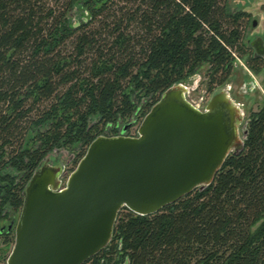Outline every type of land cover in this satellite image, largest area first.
Here are the masks:
<instances>
[{
  "label": "trees",
  "instance_id": "16d2710c",
  "mask_svg": "<svg viewBox=\"0 0 264 264\" xmlns=\"http://www.w3.org/2000/svg\"><path fill=\"white\" fill-rule=\"evenodd\" d=\"M250 17L228 0H0V224L54 152L79 164L200 71L210 94L238 59L260 73ZM245 131L211 186L155 215L124 208L86 264H264V106Z\"/></svg>",
  "mask_w": 264,
  "mask_h": 264
},
{
  "label": "water",
  "instance_id": "95a60500",
  "mask_svg": "<svg viewBox=\"0 0 264 264\" xmlns=\"http://www.w3.org/2000/svg\"><path fill=\"white\" fill-rule=\"evenodd\" d=\"M264 57V40L248 42ZM188 89H168L143 119L138 137L100 136L64 181L46 158L24 193L7 264H85L112 241L118 214L155 215L213 184L244 147V113L227 89L204 111Z\"/></svg>",
  "mask_w": 264,
  "mask_h": 264
},
{
  "label": "rangeland",
  "instance_id": "374dc122",
  "mask_svg": "<svg viewBox=\"0 0 264 264\" xmlns=\"http://www.w3.org/2000/svg\"><path fill=\"white\" fill-rule=\"evenodd\" d=\"M228 2L231 11H245L251 15L246 34L247 43L256 40L258 37L264 40V0H228ZM248 58L249 56L236 61L234 71L228 83L217 91L220 92L223 89H227L234 104L242 109L244 113L243 122L240 127L242 137L251 113L257 112L264 106V68L260 73H254L247 66ZM207 83L201 71L186 83H182L188 89L187 99L201 110L206 108L213 96L207 91ZM143 119L132 125L129 133L137 130ZM48 158L50 159V165L65 169V183L78 166L75 163V161L77 162L76 157L66 151H56ZM19 216L20 214L14 218L11 224L8 221L0 224V264H7V259L13 249L15 225H17L16 221L18 222Z\"/></svg>",
  "mask_w": 264,
  "mask_h": 264
},
{
  "label": "flooded vegetation",
  "instance_id": "af4514ba",
  "mask_svg": "<svg viewBox=\"0 0 264 264\" xmlns=\"http://www.w3.org/2000/svg\"><path fill=\"white\" fill-rule=\"evenodd\" d=\"M259 38V37H258ZM250 50L252 51L253 53V58L254 59H261V60H264V57L263 56H260L256 53L255 49L254 48H251V46H249ZM64 172H65V169H64Z\"/></svg>",
  "mask_w": 264,
  "mask_h": 264
},
{
  "label": "built area",
  "instance_id": "2783aa9c",
  "mask_svg": "<svg viewBox=\"0 0 264 264\" xmlns=\"http://www.w3.org/2000/svg\"><path fill=\"white\" fill-rule=\"evenodd\" d=\"M125 135L127 137H137V130H135L134 132H131V133H126Z\"/></svg>",
  "mask_w": 264,
  "mask_h": 264
},
{
  "label": "bare ground",
  "instance_id": "6f19581e",
  "mask_svg": "<svg viewBox=\"0 0 264 264\" xmlns=\"http://www.w3.org/2000/svg\"><path fill=\"white\" fill-rule=\"evenodd\" d=\"M189 101H190V100H189ZM16 223H17V221H16ZM16 223H15V224H16ZM15 226H16V225H15ZM15 226H14V228H15ZM85 264H86V263H85Z\"/></svg>",
  "mask_w": 264,
  "mask_h": 264
}]
</instances>
